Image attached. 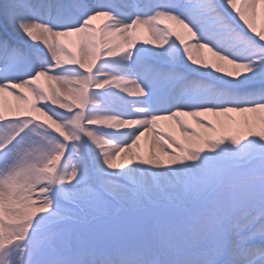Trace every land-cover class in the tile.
<instances>
[{"label": "bare ground", "instance_id": "6f19581e", "mask_svg": "<svg viewBox=\"0 0 264 264\" xmlns=\"http://www.w3.org/2000/svg\"><path fill=\"white\" fill-rule=\"evenodd\" d=\"M63 1L74 8L77 1L88 5L84 15L73 9L72 28H64L61 20L51 27L39 24L27 5L0 0L1 34L21 41L17 58L30 63L15 79L1 71L7 66L5 56L0 59V264H59L46 258L42 239L25 240L39 234L30 230L39 221L52 219V225L75 218L70 208L76 205L94 225L112 220L114 215L106 211L111 203L91 188L94 183L121 207L138 195L178 199L192 192L181 175L201 170L200 162L212 156L209 151L245 159L264 150V101L211 111L200 107L203 101L197 96L186 95L182 106L150 114L169 92L172 78L204 76L210 79L207 87L225 97L249 83H264V57H243L259 47L254 44L264 45V0H216L218 4L207 6L215 16L219 4L232 12L231 20L251 37L248 49L237 52L209 36L206 22L193 15L205 10L192 6L207 0H163L158 8L148 0H104L128 17L102 19L103 5L97 0ZM133 9L143 10L141 17L130 15ZM62 16L56 9L52 19ZM172 65L180 70L173 72ZM80 167L88 173L81 174ZM67 168L77 174L69 176ZM240 187L234 201L244 204V221H239L236 202L227 205L230 191L215 205L207 198L201 208L215 216L205 215L186 231L149 223L139 235L151 257L134 248L140 261L131 254L114 257L116 264H264V257L254 260L250 252L252 243L264 244V226L252 221L253 212L264 219V180ZM220 226L235 246L224 260ZM95 256L84 253L70 264L97 261Z\"/></svg>", "mask_w": 264, "mask_h": 264}, {"label": "rangeland", "instance_id": "374dc122", "mask_svg": "<svg viewBox=\"0 0 264 264\" xmlns=\"http://www.w3.org/2000/svg\"><path fill=\"white\" fill-rule=\"evenodd\" d=\"M210 1H213V3L211 2L212 5L218 4L216 0L215 2L214 0H209V2ZM215 10L218 12V15H214V19L218 21V23H215L211 26L209 25L207 27L209 31L213 33L218 32V29L221 28L220 26H223L222 21L229 20V22L231 23L230 25H232V23L235 24L236 26H238L237 28L240 32L247 35H242V38H239L238 43H243L244 41H247L251 38L240 28L239 25L231 20L233 17L232 12H227L226 9L223 8L220 4ZM136 13L137 12H134L133 15L135 17H139V15ZM210 16H206L205 18H203V21L207 22ZM222 28L228 30L226 26ZM232 34L237 36L240 33L237 31V34L236 32H232ZM208 35L211 36L210 34ZM227 40L230 39L227 38ZM255 45L259 46L260 48L254 49L252 52L245 54V57H264V45L259 43ZM198 51H200V49H197V52ZM37 56H40V54H37ZM14 62H17L16 58ZM173 68L176 71L178 70L176 69V67ZM101 69H106V67H102ZM71 76H76V74ZM196 76L208 80L204 76ZM256 84L261 85L260 83ZM190 85H186V87H190ZM254 87L255 84L253 88ZM231 107L232 106H230V108ZM229 121L233 122L232 119H229ZM100 131L102 132V129H100ZM211 133L215 140L218 141L220 139L217 130H213ZM101 134L102 133H100V135ZM259 148L260 150H262L263 145H260ZM209 152L212 156H209L210 158L204 159L200 162L202 166L201 170H199L196 174L187 173L181 175L186 179L187 186H191L192 192L186 191L188 189L185 188L184 191L187 192V196H182L178 199L164 197V199L161 198L158 200H153L151 198H142V195H138L133 203L128 206L121 207V205L115 203V201H113L109 195H107L106 193L104 194V191L100 190L95 183L92 184L91 187L96 190L97 193H100L103 197L107 198V200L111 203L110 208L106 209V211L114 215L112 219L113 221L110 220L112 222L106 225H91V222L86 214V218L82 217V211L81 213H79L78 208H70L74 211L71 213H74L76 217L64 221H59L51 226V230H49L42 238L44 239L42 252L46 256V258L55 260L60 264H70L77 259H81V256L84 253H94L95 255L104 257L106 259H111L113 257L128 258L130 254H133V260L140 261L141 256L139 252H136L134 250V248H142L151 253L149 248L146 249V246L141 242V239L138 238V235L141 229L145 226V220L143 219L144 217H146V220H148L146 224H149V222L153 221L151 219L154 218L152 217V212L154 211V209L161 208L163 206H171L176 202L177 204L182 205L183 208L188 209V211L181 215L175 213H165L162 215H158L156 217L158 218V220L156 222L153 221L157 225L165 229H181L186 231L187 228L195 227L196 221L200 220L203 215L204 217L205 215H213L209 213V210L204 212V210L201 209V205L208 195H213V204L215 205L217 201H220L222 198H224V195H229V191L232 195L231 197L226 198L227 205H230V203L232 202L237 203V205H235L236 208L240 207V213L238 214L240 220L242 218L241 216L243 215L241 213V209L243 208L244 204L242 202L239 203L234 200H236L237 195L242 192L243 187H240V185L249 182L252 179L264 180V150L263 152H258L253 157H247L245 159H238L236 157H230L226 155L220 156L212 153L211 151ZM18 153H16L15 155L18 156ZM131 154L132 156H138L134 152H131ZM73 174L74 173L71 172V176ZM138 190L139 189L136 188L137 193H139L140 191ZM261 196H263L264 201V192L261 194ZM52 201L56 202V200L54 199ZM76 206L79 207L78 205ZM233 207L234 206H232V209ZM253 213L256 214L255 212ZM141 214H143L144 217H141ZM134 217H138L139 220L135 219ZM253 218H260L258 220H261L262 215L256 214L253 216ZM31 222L33 221L30 220L28 224H30ZM51 222H53L52 219L39 221L38 225L32 226V229H30L31 233H35L34 230L36 231V233H39L42 230H46L48 226H50L49 224ZM24 224L28 225L27 221L19 226L20 230L23 228L21 226H23ZM28 230L29 229H27V231ZM58 230H61V232H58ZM222 233L223 237L225 238L226 231L222 230ZM2 239L3 238L0 237V242H2ZM224 246H227V249H224L226 254L227 251L232 249L233 247L232 244L228 245V243H225ZM250 252L254 260H258L264 257V244L260 245L259 248L255 247ZM246 256H248V254ZM34 259H36V257ZM16 261H18V259H16ZM39 263L40 260H37V262H35V264Z\"/></svg>", "mask_w": 264, "mask_h": 264}]
</instances>
